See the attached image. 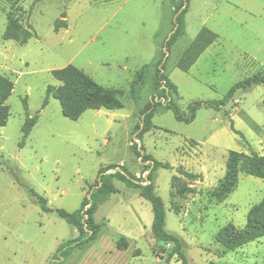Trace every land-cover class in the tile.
I'll list each match as a JSON object with an SVG mask.
<instances>
[{"label":"rangeland","instance_id":"rangeland-1","mask_svg":"<svg viewBox=\"0 0 264 264\" xmlns=\"http://www.w3.org/2000/svg\"><path fill=\"white\" fill-rule=\"evenodd\" d=\"M8 13L32 33L25 44L4 38ZM179 14L183 35L167 46ZM203 28L214 39L181 71L179 61ZM67 65L119 90L123 108L87 110L71 121L52 97L42 107L46 87L59 85L50 72ZM144 65L151 69L131 94L132 75ZM156 69L174 88L171 102L183 117L195 102L221 101L235 84L264 73V0H0V77L12 84L0 126V264H181L168 258L172 243L153 238L150 203L124 182L112 179L115 192L97 205V238L62 261L54 257L57 248L78 232L55 212H43L30 194L53 211L72 213L84 198L101 199L100 169L144 181L151 163L142 157L170 166L152 169L150 183L164 205V230L178 240L187 263L264 264V237L234 251L215 241L226 225L244 228L249 209L264 196V180L239 173L222 202L210 196L230 151L264 155V84L236 90L219 109L201 107L184 123L155 105L162 95ZM148 104L155 108L141 132ZM27 117L35 124L20 147ZM178 167L200 178L188 181ZM173 177L194 193L177 196Z\"/></svg>","mask_w":264,"mask_h":264},{"label":"trees","instance_id":"trees-1","mask_svg":"<svg viewBox=\"0 0 264 264\" xmlns=\"http://www.w3.org/2000/svg\"><path fill=\"white\" fill-rule=\"evenodd\" d=\"M10 2L11 5H15L21 0H5ZM179 8L174 10V14L177 13ZM175 29L171 33L169 39L166 42L167 46L174 43L184 32L183 16L181 14L176 15L174 18ZM32 36V33L24 29L19 24L11 13L7 15V25L4 33L6 40L19 41L25 44L27 40ZM214 35L207 29L203 28L195 37L194 41L184 52L181 60L178 63V67L181 71H187L188 68L195 62L199 54L206 48V46L212 42ZM157 68V67H156ZM149 65H144L136 73L134 79L129 85V92L135 94L137 90L144 84L147 73L150 71ZM53 79H55L59 85L46 87V97L43 100L42 107L46 106L48 97H52L59 102L61 114L64 118L76 121L87 110H119L123 108L122 103L118 100L119 90L107 89L96 83L88 75L72 65H67L60 69H55L50 72ZM164 80L170 96H173L174 88L168 82V80L155 71V85L159 87V82ZM264 84V73L257 74L253 77H249L229 89L224 98L217 102H195L189 106V113L187 117H183L177 108L172 105V102L163 105L166 109L172 110L175 118L184 123H190L194 119L196 110L201 107H212L219 109L223 107L233 98L236 90L248 89L255 85ZM12 90V84L9 80L0 77V126L5 125L7 118L8 108L2 106L3 102L10 95ZM153 99V98H152ZM155 105L162 106L157 103ZM154 104L146 105L142 110L143 125L141 132H144L150 124L152 119V111L155 108ZM27 107L25 106V110ZM35 124V119L27 117L21 127V140L19 146L22 147L24 141L29 136L32 127ZM134 148V146H132ZM142 160H149L151 163V170L157 168L170 169L168 164H160L155 161H151L149 157H142ZM113 170V167H107L103 170H99L100 185L96 189V194L101 195V199L95 202H88L84 198L81 202L80 208L75 212L69 213L63 210L49 209L46 207V201L44 198L30 190V194L36 198L39 206L43 212H55L61 219L67 224L73 226L78 236L74 240L67 241L61 244L54 257L59 258L62 261L66 255L73 249L81 248L82 246L93 242L97 238L99 230L98 225L94 222L93 216L96 212L97 205L106 200L108 195L115 192V188L111 184L112 179H117L124 182L128 187L138 190L139 196L150 203L152 209V223L151 234L153 238L158 242L172 243L173 247L168 254V258L176 256L181 264H189L186 261L185 255L178 240L165 232V212L164 205L159 196L154 193L153 186L150 183V172H148L144 181H140L139 178H135L127 173L125 174H109L104 176L105 172ZM177 173L186 178L188 181H196L200 178V175L186 172L182 167L177 168ZM239 173H244L249 176L264 180V155L259 156L255 152L243 154L240 152L230 151L226 160V170L223 178L219 181L216 188L211 191L210 196L216 202H222L236 187L237 177ZM177 177H173L171 188L174 189V193L179 197H185L188 194H193L194 189L186 185L185 183L178 182ZM147 182L143 185L142 183ZM264 196L262 200L251 207L247 213L246 223L243 229L236 231L232 225H226L218 231L215 235V241L218 243L224 251H234L243 245L255 241L261 237H264ZM120 240H124L120 237ZM126 243L117 244V249L123 251L126 249ZM207 264H215L209 262Z\"/></svg>","mask_w":264,"mask_h":264},{"label":"built area","instance_id":"built-area-1","mask_svg":"<svg viewBox=\"0 0 264 264\" xmlns=\"http://www.w3.org/2000/svg\"><path fill=\"white\" fill-rule=\"evenodd\" d=\"M159 88H160L162 95L155 96V100H156L155 102L160 103L162 105H165V104L169 103L172 98L170 96V91L168 90L167 85H166L164 80H161L159 82ZM142 184L145 185V184H147V182L142 183Z\"/></svg>","mask_w":264,"mask_h":264},{"label":"crops","instance_id":"crops-1","mask_svg":"<svg viewBox=\"0 0 264 264\" xmlns=\"http://www.w3.org/2000/svg\"><path fill=\"white\" fill-rule=\"evenodd\" d=\"M123 69L127 70L128 68H127L126 66H124ZM139 70H140V69H139ZM139 70H137V71L134 72V74L132 75L133 79H134L136 73H137ZM81 71H82V70H81ZM82 72H83V71H82ZM85 74H86V73H85ZM86 75H87V74H86ZM89 77H90V76H89ZM90 78H91V77H90ZM91 79H92V78H91ZM133 79H132V80H133ZM92 80H93V79H92ZM132 80H131V81H132ZM96 83H97V82H96ZM130 83H131V82H130ZM99 85H100V84H99ZM101 86H102V85H101ZM102 87H104V86H102ZM104 88H106V87H104ZM107 89L117 90L116 88H107Z\"/></svg>","mask_w":264,"mask_h":264}]
</instances>
